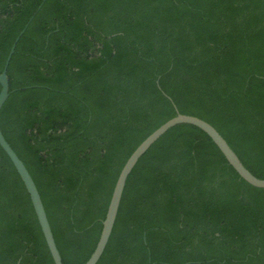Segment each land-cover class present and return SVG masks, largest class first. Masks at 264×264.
<instances>
[{"label":"trees","instance_id":"obj_1","mask_svg":"<svg viewBox=\"0 0 264 264\" xmlns=\"http://www.w3.org/2000/svg\"><path fill=\"white\" fill-rule=\"evenodd\" d=\"M22 30L0 127L64 264L89 259L126 160L178 111L264 178V0H0V72ZM0 264H55L1 145ZM96 264H264V187L175 124L130 172Z\"/></svg>","mask_w":264,"mask_h":264},{"label":"water","instance_id":"obj_2","mask_svg":"<svg viewBox=\"0 0 264 264\" xmlns=\"http://www.w3.org/2000/svg\"><path fill=\"white\" fill-rule=\"evenodd\" d=\"M40 7L41 5L39 6V8ZM23 32L24 30H22L18 34V36L15 38L14 42L12 43L10 51L5 60L4 68L2 72H0V84H1L0 111L10 94V81L7 74L8 65L11 60L12 54L15 51L18 40L22 36ZM178 123H191L202 128L205 132H207L211 136V138L218 145V147L223 152L229 163L236 169V171L240 174L241 177H243L246 181H248L254 186L264 187V178H260L256 176L244 165L238 154L234 151V149L230 146V144L225 139V137L217 130V128L213 124H211L206 119L199 117L197 115L182 113L178 111L175 116L169 118L159 127H157L153 132H151L134 149V151L130 154V156L126 160L116 180L111 195V199L108 205L106 217L103 220V228L100 234V238L91 256L84 264H96L100 259L101 255L103 254L116 221V217L118 214V210L127 178L130 172L132 171L133 167L139 160V158L163 133H165L170 127ZM0 145L12 160L14 166L16 167L18 173L20 174L30 194L35 212L37 214L44 237L46 239L48 248L51 252L55 264H64L54 237V233L52 231L50 221L48 219V215L40 191L36 185V182L33 176L31 175L30 171L28 170L27 166L25 165L24 161L19 157V155L13 149L11 144L5 138L1 127H0Z\"/></svg>","mask_w":264,"mask_h":264}]
</instances>
